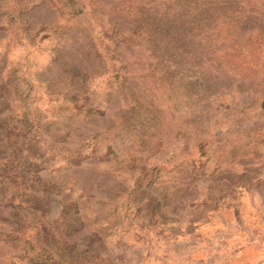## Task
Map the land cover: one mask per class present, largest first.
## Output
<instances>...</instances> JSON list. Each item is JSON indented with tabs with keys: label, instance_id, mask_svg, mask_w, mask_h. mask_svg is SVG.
Listing matches in <instances>:
<instances>
[{
	"label": "rangeland",
	"instance_id": "374dc122",
	"mask_svg": "<svg viewBox=\"0 0 264 264\" xmlns=\"http://www.w3.org/2000/svg\"><path fill=\"white\" fill-rule=\"evenodd\" d=\"M263 99L264 0H0V264H264Z\"/></svg>",
	"mask_w": 264,
	"mask_h": 264
},
{
	"label": "trees",
	"instance_id": "16d2710c",
	"mask_svg": "<svg viewBox=\"0 0 264 264\" xmlns=\"http://www.w3.org/2000/svg\"><path fill=\"white\" fill-rule=\"evenodd\" d=\"M220 2V1H219ZM216 2L210 1L207 4L202 5H196L193 7V11L196 14H199V16H216L219 13V9L215 5ZM221 3V2H220ZM223 3V2H222ZM165 24L162 21H139V23H136L133 27L128 26V29L130 30L128 37H125L124 40L132 41L133 46H141L144 42L147 46H152L154 48L156 47V44H162L164 41L162 39H158L156 36L154 37L153 32H156V30H160L161 26ZM117 26V25H115ZM148 29L151 30V33L148 32ZM118 34L123 35L124 33L118 32ZM140 36V37H139ZM261 105H264V99L261 101Z\"/></svg>",
	"mask_w": 264,
	"mask_h": 264
}]
</instances>
